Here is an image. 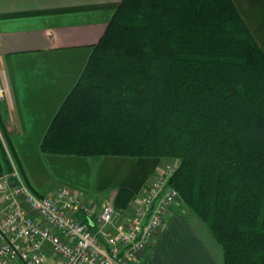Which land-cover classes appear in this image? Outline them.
<instances>
[{"label": "trees", "instance_id": "1", "mask_svg": "<svg viewBox=\"0 0 264 264\" xmlns=\"http://www.w3.org/2000/svg\"><path fill=\"white\" fill-rule=\"evenodd\" d=\"M41 149L174 159L225 263L264 264V49L234 0H122Z\"/></svg>", "mask_w": 264, "mask_h": 264}, {"label": "crops", "instance_id": "2", "mask_svg": "<svg viewBox=\"0 0 264 264\" xmlns=\"http://www.w3.org/2000/svg\"><path fill=\"white\" fill-rule=\"evenodd\" d=\"M264 49V0H234ZM122 0H0V70L10 93L0 100L24 180L38 193L73 189L100 208L127 213L162 158L44 153L43 139L82 76ZM6 146V142L1 137ZM7 173L0 148V175ZM176 202L149 248L133 264H226L221 244Z\"/></svg>", "mask_w": 264, "mask_h": 264}, {"label": "built area", "instance_id": "3", "mask_svg": "<svg viewBox=\"0 0 264 264\" xmlns=\"http://www.w3.org/2000/svg\"><path fill=\"white\" fill-rule=\"evenodd\" d=\"M9 93L0 81V100ZM161 167L127 213L67 186L34 192L17 169L0 175V264H133L181 199L169 185L175 164Z\"/></svg>", "mask_w": 264, "mask_h": 264}, {"label": "rangeland", "instance_id": "4", "mask_svg": "<svg viewBox=\"0 0 264 264\" xmlns=\"http://www.w3.org/2000/svg\"><path fill=\"white\" fill-rule=\"evenodd\" d=\"M243 16V15H242ZM245 19V18H244ZM246 21V20H245ZM247 22V21H246ZM248 24V23H247ZM248 26H249V24H248ZM250 27V26H249ZM251 29V28H250ZM251 31H252V29H251ZM253 32V31H252ZM254 34V33H253ZM4 79H5V76H4V73H3V71H1L0 70V81H3V82H5L4 81ZM6 84V83H5ZM6 108H5V106H4V103H2V102H0V115L2 116V118H3V120H4V122H5V117H4V113H5V110ZM5 125H6V122H5ZM6 127H7V125H6ZM7 129H8V127H7ZM9 131V130H8ZM0 136L3 138V140L5 141V137H3V135H2V132L0 131ZM10 138H11V135H10ZM3 142V141H2ZM6 142V141H5ZM5 145V144H4ZM5 149H6V152H7V156H8V159H9V161H10V167H11V170L8 172L7 171V173L8 174H10L12 171H14L15 169H17V167L15 166V163H14V161H13V158H12V156H11V153L9 152V150H8V148H7V146H5ZM174 159H171V158H169V157H167V158H164L163 160H162V164H161V166L162 165H167V164H174ZM160 166V168L158 169V171L157 172H159L160 170H161V167ZM18 170V169H17ZM143 192H141L140 194H142ZM140 194H138V195H140ZM137 196V195H136ZM181 198V197H180ZM179 200H181V199H177L175 202H174V204H173V206L172 207H174V206H176L177 204H176V202L177 201H179ZM181 202H182V200H181ZM179 209H178V211H180V210H182V209H184V205L181 203V205H179ZM169 213V212H168ZM211 233V232H210Z\"/></svg>", "mask_w": 264, "mask_h": 264}]
</instances>
